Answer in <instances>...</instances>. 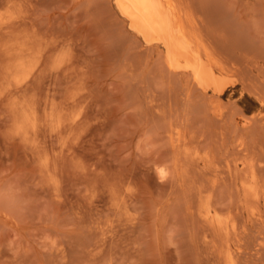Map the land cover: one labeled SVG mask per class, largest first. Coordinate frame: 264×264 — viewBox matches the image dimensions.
<instances>
[{
	"label": "rangeland",
	"instance_id": "374dc122",
	"mask_svg": "<svg viewBox=\"0 0 264 264\" xmlns=\"http://www.w3.org/2000/svg\"><path fill=\"white\" fill-rule=\"evenodd\" d=\"M206 4L218 94L113 0H0V264H264V0Z\"/></svg>",
	"mask_w": 264,
	"mask_h": 264
},
{
	"label": "bare ground",
	"instance_id": "6f19581e",
	"mask_svg": "<svg viewBox=\"0 0 264 264\" xmlns=\"http://www.w3.org/2000/svg\"><path fill=\"white\" fill-rule=\"evenodd\" d=\"M113 2L130 30L146 43H158L162 46L165 51L164 63L169 70L174 74L183 70L185 78L190 79L204 92L209 90L218 94L222 91L224 85L219 80V75L226 69L223 61L220 62L219 51L212 47L211 41H207L209 32L206 24L210 23L213 15L207 9L206 0H113ZM15 49L18 55L16 71L21 72L27 65V58L32 49L23 43L18 44ZM33 116L34 112L29 110V113L22 117V122L25 124L32 122ZM21 133L26 135L24 131ZM250 186L252 187V184Z\"/></svg>",
	"mask_w": 264,
	"mask_h": 264
}]
</instances>
